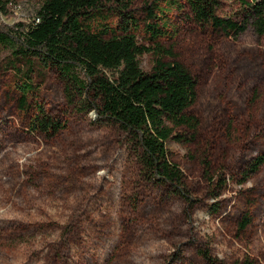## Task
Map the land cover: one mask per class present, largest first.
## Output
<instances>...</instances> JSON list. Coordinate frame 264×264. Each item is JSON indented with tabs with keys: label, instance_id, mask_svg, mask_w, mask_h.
Here are the masks:
<instances>
[{
	"label": "rangeland",
	"instance_id": "374dc122",
	"mask_svg": "<svg viewBox=\"0 0 264 264\" xmlns=\"http://www.w3.org/2000/svg\"><path fill=\"white\" fill-rule=\"evenodd\" d=\"M44 0H10L8 22L33 16ZM145 0H135L139 56L177 61L198 80L190 112L192 141L167 146L193 199L141 172L137 147L113 122L85 110L80 94L55 65L38 62L28 111L18 107L25 67L0 44V264H264V36L249 28L229 36L192 14L172 11L175 34L146 30ZM242 0H221L218 15L237 17ZM118 15L91 20L119 26ZM83 77V76H82ZM73 96V97H72ZM41 104L64 127L29 129ZM251 224L239 229L247 210Z\"/></svg>",
	"mask_w": 264,
	"mask_h": 264
},
{
	"label": "trees",
	"instance_id": "16d2710c",
	"mask_svg": "<svg viewBox=\"0 0 264 264\" xmlns=\"http://www.w3.org/2000/svg\"><path fill=\"white\" fill-rule=\"evenodd\" d=\"M221 0H145L146 30L151 38L175 34L170 13L188 10L197 23H208L229 36L251 28L264 36V0H242L239 16L222 17ZM135 0H44L36 13L8 22L13 12L10 0H0V44L12 48L25 67L14 66L21 77L18 107L28 111L35 89L33 74L38 62L52 64L73 83L83 108L95 111L101 120L115 123L137 147L141 172L149 180L167 184L187 202L193 199L186 175L174 160L167 144L192 141L184 131L196 130L198 122L191 106L198 95L196 76L181 63L156 58L151 71L142 69L139 56L148 52L139 44L133 29L138 27ZM118 15L117 28L108 24L94 30L91 20ZM83 76V77H82ZM73 97V96H72ZM64 124L43 105L31 119L29 129L55 134ZM264 165V154L255 157L244 171V179ZM252 222L248 209L239 222L245 230ZM205 256L212 264H222ZM240 264H254L249 258Z\"/></svg>",
	"mask_w": 264,
	"mask_h": 264
}]
</instances>
